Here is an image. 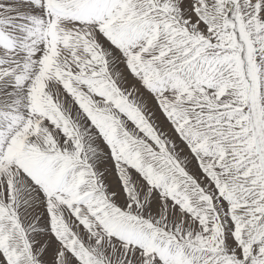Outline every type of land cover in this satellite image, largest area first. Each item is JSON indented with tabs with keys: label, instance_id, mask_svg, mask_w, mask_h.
<instances>
[{
	"label": "snow or ice",
	"instance_id": "1",
	"mask_svg": "<svg viewBox=\"0 0 264 264\" xmlns=\"http://www.w3.org/2000/svg\"><path fill=\"white\" fill-rule=\"evenodd\" d=\"M0 264H264V0H0Z\"/></svg>",
	"mask_w": 264,
	"mask_h": 264
}]
</instances>
